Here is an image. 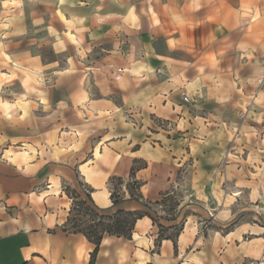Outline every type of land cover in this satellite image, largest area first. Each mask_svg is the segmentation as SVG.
<instances>
[{
    "label": "crops",
    "instance_id": "1",
    "mask_svg": "<svg viewBox=\"0 0 264 264\" xmlns=\"http://www.w3.org/2000/svg\"><path fill=\"white\" fill-rule=\"evenodd\" d=\"M192 2L64 0L61 7V0H0V25L12 21L7 29L0 28V45L25 67L45 69L41 75L51 105L49 113L35 111L27 125L13 127L0 121V134L29 143L49 136L59 142H75L73 133L82 122L76 119L70 97L80 91L100 108L111 104L121 109L120 116L113 118L112 128H97L83 141L79 152L50 160L35 174L22 173L3 159L11 141L0 147V264H90L94 244L80 233L62 229L72 205L66 189L81 199L88 194L90 204L105 214L146 211L124 187L121 201L113 204L110 199V179H127L134 162V178L141 183L139 192L144 201L158 202L162 194L176 187L182 189L179 217L158 220L168 228L183 219L176 248L171 240H162L155 248L158 228L143 217L136 221L130 240L104 235L92 264H116L118 255L126 256L124 264H184L185 260L196 264L192 257L209 264L205 260L207 246L222 253L223 264L257 261L262 255L264 203L259 198L253 201L251 192L261 182L258 169L264 168V117L258 123L252 116L264 109L253 107L251 101L244 108L240 105L249 95L254 100L264 91V35L254 28L259 43L251 39L248 18L238 13L244 3L264 7V0H198V11L190 7ZM4 3L21 6L5 10ZM151 3L160 14V26L152 25L150 14H141V9L146 10ZM132 5L139 28H129L121 20ZM168 5L181 16L183 24L179 27L170 22ZM61 11L66 18H85L88 31L83 33L80 47L90 51L83 61L72 45L62 52L53 47L55 38L47 29L53 27L58 33L65 30L57 15ZM241 43L254 49L251 60L241 58ZM210 56L219 61L216 67L211 66ZM69 57L77 71L60 76ZM129 60L150 67L152 72L144 73L148 79L138 86L120 90L113 83L112 73ZM84 69L90 71L81 85ZM7 73V66L0 62V75ZM181 74L183 84L196 82L191 90L183 85H176L175 91L168 87ZM203 76H211L219 88ZM231 84L234 89H230ZM164 88L167 92L161 97ZM22 90L18 81L0 85V99L11 100L12 93ZM225 94L228 99L218 102ZM60 100L69 105L67 110L57 109ZM180 120L187 126L179 128ZM254 155L259 163H247ZM217 184L224 193L219 202L212 195ZM237 190L240 195L228 206L229 216L220 217L227 196ZM256 191L264 198V191ZM200 193L206 201L199 199ZM209 221L219 227L237 223L224 233L218 229L204 232V223ZM246 237L250 239L247 243ZM251 242L258 246L252 253L246 251Z\"/></svg>",
    "mask_w": 264,
    "mask_h": 264
},
{
    "label": "clouds",
    "instance_id": "2",
    "mask_svg": "<svg viewBox=\"0 0 264 264\" xmlns=\"http://www.w3.org/2000/svg\"><path fill=\"white\" fill-rule=\"evenodd\" d=\"M63 3L64 0H61V7L63 6ZM20 6L21 5L19 3L3 4L5 10H11L14 7L20 8ZM190 7L193 10L198 11L201 5L198 0H193ZM153 9L154 7L152 3L148 4L146 10L141 9V14L144 16L150 14L152 25L160 26V14ZM167 13L171 23L175 24L177 27L183 24L181 16L177 14L172 8H170L169 5L167 6ZM5 14H7V11ZM238 14L242 17L248 18L249 26L247 29V34L251 39L259 43L258 35H253V29H257L259 35H264V7H257L254 3H244L241 6ZM57 15L59 22L63 24L65 30L62 33H58L53 27H48L47 29V31L55 38V44L53 45L55 51H66L67 45H72L77 49V55L80 57V61H83L86 58V52L90 51V49H84L80 47L84 39L83 33L88 31V29L84 26L85 18H66L62 11L58 12ZM209 19L211 20L212 17H209ZM121 20L122 23L127 25L129 28H139V17L134 5L127 8L126 13L121 17ZM11 23L12 21L8 20L7 23L0 25V28L7 29ZM37 23H41V21H37ZM15 34L18 33H5V35ZM169 43L171 44V41H169ZM238 48L242 52L241 58H247L248 60L252 59V51H254V49H250L249 45L241 43L238 45ZM208 60L211 62L212 67H216V65L219 63L215 56L208 57ZM0 62H2L3 65L7 66L8 68L7 74L0 75V85L12 84L13 81H18L20 87L23 89L19 93H12L11 100L0 99V121H3L8 126L18 127L21 125H27L34 116L33 113L37 110H42L45 113H49L51 105L49 103L48 92L44 88L45 79L43 75H41L45 69L38 65L35 67H25L17 58L8 55L6 46L2 45H0ZM76 71V65L73 63V59L69 57L67 60V67H65L64 70L59 71L58 74L60 76H70L75 74ZM88 71L90 70L84 69L85 75L80 79L81 85L85 83L86 74ZM91 71L96 70L92 69ZM200 71L203 72V68H201ZM151 72L152 69L150 67L140 63H132L131 60H129L127 64L115 69V71L112 73V80L116 87H118L120 90H126L130 85L138 86L141 81L147 80L148 76L144 75V73ZM202 79L211 80L212 83L216 85V88H219V84H217L211 76H203ZM195 83L196 82L191 84H183V75L181 74V77L173 80L172 84L168 85V87H172L175 91L176 85H183L184 87L191 90ZM248 83L259 84V81L253 82L249 80ZM229 87L230 89H234L235 85L231 84ZM213 91L214 89H209L210 93ZM166 92L167 88L162 89L161 97ZM141 95H143V93H141ZM70 99L72 101V108L75 109L76 119L82 122L81 126L73 133L74 137L77 138L75 142H59L54 137L49 136L47 138H42L39 142L33 141L29 143L27 139L0 134V147L4 146L6 143L8 144L9 141H11V146L3 154V159L5 161H10V163L13 165H16L18 170H20L22 173L35 174L43 167L44 164L48 163L50 160H57L67 154L79 152L84 146L83 141L92 135V133L95 132L97 128H112L113 118L120 116L121 109L119 107H113L111 104H107V107L100 108L95 102L89 103L88 94L84 91H80L78 94L71 96ZM227 99L228 96L225 94L218 98V102L223 103ZM250 101L252 102L253 107L259 106L260 108L264 109V91H261L254 100L251 95L244 98L240 107L244 108ZM68 107L69 105L64 100H60L57 103L58 110H67ZM176 111H179V108H177ZM52 115H55V113H52ZM262 117H264V112H261L259 115L252 116V119L259 123L262 122ZM120 118L122 122V117ZM186 126L185 120L179 121V128L182 129ZM234 131L235 129L233 128L232 131L228 133L229 139L232 138ZM109 135H111V133H109ZM251 135L255 136V132H251ZM17 143L20 144L19 148L16 147ZM233 159H235V157H233ZM252 162L259 163L258 156L254 155L250 157L247 163ZM256 175L260 178L261 182L253 187L251 199L255 201L259 198L261 199V202L264 203V198H261L260 193L256 191V188L264 191V168L258 169ZM212 195L217 202H219L224 196V193L219 191L218 184L214 186ZM239 195L240 191L237 190L232 191L227 196V203L224 205V209L220 211V217L227 218L229 216L228 206L231 205ZM185 199H187V197H185ZM199 199L206 201L207 197L203 195V193H200ZM104 243H108V241H104ZM125 259L126 256L121 258V256L118 255L116 264H124ZM191 259L195 260L196 264H201V261L196 260L195 257H192ZM184 264H189V260H185Z\"/></svg>",
    "mask_w": 264,
    "mask_h": 264
},
{
    "label": "trees",
    "instance_id": "3",
    "mask_svg": "<svg viewBox=\"0 0 264 264\" xmlns=\"http://www.w3.org/2000/svg\"><path fill=\"white\" fill-rule=\"evenodd\" d=\"M135 164L136 163L134 162V166L132 167L130 175L127 179L116 177L110 179V199L112 203L116 204L123 199L124 195L121 192V189L122 187H124L128 196L133 200L141 201L143 203V206L147 210L164 206L168 202L172 203L170 210H175L178 199L175 197V195H173V191L162 194L161 200L158 202L151 203L142 199L139 192L141 183L134 178ZM66 192L68 196H70L72 201H74L71 205L69 216L73 212H75L78 214L83 213L85 216H89L91 218V220L89 221L90 225L84 229L78 228L79 226L77 221H75L71 226L72 233H80L84 235L89 242L94 244L95 248L91 254L90 264L93 263V260L98 252L99 244L104 235L130 240V236L132 234L136 221L143 217L150 218L152 223L158 228V236L154 244L155 248H158L160 246L162 240H171L174 244V248H176L175 240L182 230L183 222L180 223L179 227L171 226L168 228H164V226L156 223L154 218L145 211H117L112 214H105L101 210L90 204V198L88 194H85V199H81L79 195H77L76 192L72 190L66 189ZM69 222L70 220L68 218L66 224H69ZM169 230L174 231V234L170 235L164 233Z\"/></svg>",
    "mask_w": 264,
    "mask_h": 264
},
{
    "label": "rangeland",
    "instance_id": "4",
    "mask_svg": "<svg viewBox=\"0 0 264 264\" xmlns=\"http://www.w3.org/2000/svg\"><path fill=\"white\" fill-rule=\"evenodd\" d=\"M178 179H181V175L178 176ZM172 195V194H170ZM173 195H175V197L178 199L177 201V206L175 207V210H170V207L172 205V203H166L164 206L161 207H156L155 209H150V210H146L145 212L148 213L150 216H152L154 218V220L156 221V223H158L159 219H164V220H176L179 216H178V207L180 206V202L182 201V196H183V192L182 189L180 187H176L173 190ZM70 197V196H69ZM74 201H72L73 203ZM210 217H212V214H210ZM69 218L70 222L69 224H64L62 226V229H64L65 231L71 232V226L74 224L75 221H77L78 223V228H86L87 226L90 225L89 221L91 220V218L89 216H85L83 213L78 214L73 212L70 216L67 217V219ZM183 221V219H181L180 221H178L175 225L176 227L180 226V223ZM237 223V221H233L230 222L228 224H226L223 227H219L216 225H211L210 221L209 223H204V232H206L207 229H218L220 231V233H224L226 231H229L230 229L233 228V226ZM165 228V227H164ZM165 234H170L173 235L174 231L169 230L164 232ZM247 241H250V239L248 240V238L246 237L244 239V242L247 243ZM200 244V242H199ZM254 242H251L250 244L248 243L247 247H246V251L252 253L254 252V250L258 247L257 245H254ZM260 248V247H259ZM206 257L205 260L209 263V264H223L222 262V253H220L217 250H213L210 247H206ZM242 264H264V251L262 253V255L260 257L257 258V261L254 260H245L243 261Z\"/></svg>",
    "mask_w": 264,
    "mask_h": 264
},
{
    "label": "built area",
    "instance_id": "5",
    "mask_svg": "<svg viewBox=\"0 0 264 264\" xmlns=\"http://www.w3.org/2000/svg\"><path fill=\"white\" fill-rule=\"evenodd\" d=\"M184 100L186 101V98H184ZM170 127V124H167V128H169Z\"/></svg>",
    "mask_w": 264,
    "mask_h": 264
}]
</instances>
